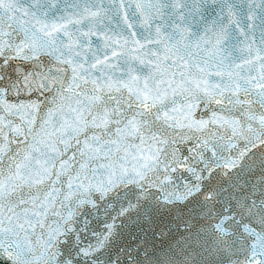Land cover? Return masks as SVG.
Returning <instances> with one entry per match:
<instances>
[{
	"label": "water",
	"instance_id": "obj_1",
	"mask_svg": "<svg viewBox=\"0 0 264 264\" xmlns=\"http://www.w3.org/2000/svg\"><path fill=\"white\" fill-rule=\"evenodd\" d=\"M12 1L0 264L264 256V0Z\"/></svg>",
	"mask_w": 264,
	"mask_h": 264
}]
</instances>
